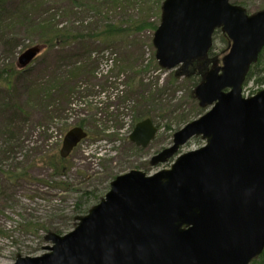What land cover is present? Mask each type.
Here are the masks:
<instances>
[{"label":"water","instance_id":"95a60500","mask_svg":"<svg viewBox=\"0 0 264 264\" xmlns=\"http://www.w3.org/2000/svg\"><path fill=\"white\" fill-rule=\"evenodd\" d=\"M221 29L231 47L203 75L194 95L211 108L173 135L151 158L170 167L132 169L65 234L49 231L41 255L12 264H251L264 252V87L243 94L264 48V9L249 13L230 0H164L153 45L167 71L187 72L205 61ZM45 48L36 44L17 61L26 68ZM158 127L139 121L129 138L147 147ZM88 132L68 130L60 155L69 157ZM194 137L205 144L181 153Z\"/></svg>","mask_w":264,"mask_h":264},{"label":"rangeland","instance_id":"374dc122","mask_svg":"<svg viewBox=\"0 0 264 264\" xmlns=\"http://www.w3.org/2000/svg\"><path fill=\"white\" fill-rule=\"evenodd\" d=\"M155 1H146L148 7L144 16L158 25L161 15L152 14ZM236 1L250 12L264 9V0ZM77 3L84 4L85 0H77ZM123 4L130 6L121 2L113 8ZM0 7V72L12 66L17 71L24 70L15 79L11 94L0 80V264H12L18 255L43 254L49 244L45 240L49 231L65 234L73 230L76 210L81 208V214H86L87 208L97 203L94 197L87 200V193L105 194L117 175L132 169L154 173L169 166V162L153 166L150 159L170 146L174 133L206 112V108H201L193 97L195 86L189 78L173 79L171 74L176 69H161L152 43L153 30L137 32L112 43L85 41L83 45L90 50L84 52L83 47L79 56L81 44L45 47L29 66L19 68L20 54L40 44L39 33L28 22L53 16L62 26L67 21V16L63 15L72 4L68 0H5ZM123 11L126 9H114L112 14ZM219 41L217 36L215 42ZM220 47L222 49V44ZM229 48L230 42L227 50L217 52L215 62L221 64ZM136 72H139L138 77L142 76L138 78L141 84L136 90L139 96L120 101L116 93L128 89L125 78ZM55 79L54 93L57 94L50 103L65 100L64 111L58 118L49 119L34 82L43 80L53 85ZM68 80L79 87L69 102L66 100ZM260 89L253 78L245 83L243 93L250 96ZM150 92L154 96L148 100ZM141 96L145 98L142 100ZM10 98L22 104L27 116H20L8 127V117L12 114L7 106ZM197 107L202 109L200 114ZM145 112L157 125L158 132L151 143L142 148L130 140L129 134L137 123L136 118ZM94 117L101 119V125L107 128L103 136L106 138L88 136L66 158L65 173H57L45 162L47 155H60L67 130L78 121ZM204 143L200 137L194 138L181 151L197 149ZM4 149H9V153H3ZM22 168L28 170L31 178H8L7 172H20Z\"/></svg>","mask_w":264,"mask_h":264},{"label":"trees","instance_id":"16d2710c","mask_svg":"<svg viewBox=\"0 0 264 264\" xmlns=\"http://www.w3.org/2000/svg\"><path fill=\"white\" fill-rule=\"evenodd\" d=\"M68 1L72 4V8H69L66 12L67 14L63 15L64 18L65 16H67V21L65 20V24L62 23V26H59L61 25V23L58 19H56V17L53 16L41 17L35 19V21L28 22V24L35 28V32L39 33V43L45 45L47 48L52 49L62 46L65 47L67 45H71V47H74L79 46L81 44V51L77 53V56H79L82 53L83 47L84 52L85 50H90V48L87 49L88 46L85 47V45H83L85 41H89L93 44L97 42L102 44L109 42L112 43L114 41H120L126 38L127 36L135 34L137 32L145 30L155 31L158 27V25L155 24L154 21L144 16V11L148 7V4L146 2L147 0H85V3L81 5L77 3V0ZM163 1L164 0L155 1L154 10L152 11V14H157V16L161 15ZM231 1L234 3H239L236 0ZM3 2H5V0H0V5ZM121 2H127L130 6L125 7L123 4L118 8H113L116 4H119ZM108 4H110V6L109 8H106L105 6ZM121 8L126 9V11L118 13L115 12V14H112V11L114 9ZM106 9L108 12H106ZM91 12H93L92 15ZM116 15L120 16L116 17ZM217 36H219L220 38L219 43L215 42V38ZM229 42L230 40L228 36L222 30H217L214 36V45L207 59L201 62H194L185 75H182L180 70H176L174 73L171 74V78L176 79L177 76H185L189 78L196 87V85L202 80L204 73L218 59L217 52L219 54L227 50ZM220 44H222L223 46L222 49L220 47ZM22 71L24 70L21 69L17 71V69L12 66L0 72V80H2L3 84L6 86L7 91L10 94L14 91L13 87L15 79L19 76ZM138 73L139 72L132 73L131 75L125 78L127 79L126 86L128 87V89L121 90V92L116 93V97L121 98L120 101L126 102L130 98H135V95L139 96L136 94V90L140 87L138 84H141L138 81V78H141L142 76L140 75L138 77ZM253 78H255V82L256 84H258V86H260L261 88L264 86V49L261 51L258 61L252 66L248 74L247 81H251ZM68 81L69 83L67 82L68 86L66 90V100L69 102L71 96L77 93L78 86L77 83L74 82L72 84L70 80ZM175 81L176 80H174V82ZM56 82L57 79H55L53 85H47V81L43 80H36L34 82V88H36V93L40 98L39 101L44 106L45 113H47L49 119H56V117L60 115V112L64 111V108L62 109V105L64 104L63 102L65 100H59L54 104L50 103L51 98L57 94L54 93V91H56V88H54ZM49 87L50 89H48ZM58 88L59 86H57V89ZM62 94L63 93H60V95ZM193 94L194 90L192 91V95ZM153 96V92H150L149 96L147 97L148 100H150ZM142 98L144 99L145 96H141V99ZM7 106L10 107L12 111L11 116L8 117V127H11V124H13L14 121H17V118H19L20 116H22V118H26V110L24 109L22 104L16 99L10 98L7 102ZM197 108L198 113L201 112L202 109L199 107ZM146 117H150L148 112L140 114L136 118L138 119L137 122ZM76 125L85 127L87 130L89 129L90 131L88 130V136L93 135L95 137H101V139L106 138L103 136H105L104 133L106 132L107 128L101 125V119L99 118L94 117L92 119H83L81 121H78ZM3 153H9V149H4ZM66 160L67 159L61 158L60 155L57 153L53 156L47 155L45 162L52 166L57 173L63 175L67 170ZM27 171V169L22 168L20 169V172L11 171L7 172V175L8 178L11 180L19 178H28L29 173H27ZM103 195L104 194L98 195L95 192H93V194L87 193L86 199L90 200L94 197L95 199H97L96 201L98 202ZM87 211L88 208L86 212ZM81 212V208L77 209L75 217L73 219H75L78 214L81 215ZM251 264H264V252L258 259L254 260Z\"/></svg>","mask_w":264,"mask_h":264}]
</instances>
